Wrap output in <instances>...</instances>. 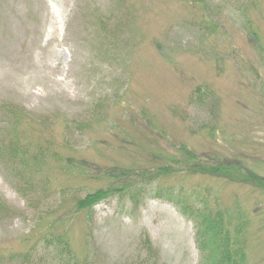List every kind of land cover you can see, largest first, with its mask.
Returning <instances> with one entry per match:
<instances>
[{"label": "rangeland", "instance_id": "obj_1", "mask_svg": "<svg viewBox=\"0 0 264 264\" xmlns=\"http://www.w3.org/2000/svg\"><path fill=\"white\" fill-rule=\"evenodd\" d=\"M197 1L0 0V202L8 208L0 210V264H19L35 241L23 238L46 210L132 180L137 186L70 223L76 251L97 264L200 263L189 206L215 196L231 206L241 183L98 178L111 165L181 156L182 144L205 159L243 158L264 174V0ZM11 128L30 144L27 155L42 158L34 176L45 185L34 193L23 194L16 176L21 153L5 157ZM69 156L102 168L70 184ZM250 201L249 213L259 206ZM261 236L264 218L248 232L250 264H264ZM48 252L38 242L32 264H51Z\"/></svg>", "mask_w": 264, "mask_h": 264}, {"label": "trees", "instance_id": "obj_2", "mask_svg": "<svg viewBox=\"0 0 264 264\" xmlns=\"http://www.w3.org/2000/svg\"><path fill=\"white\" fill-rule=\"evenodd\" d=\"M192 1L198 3L197 0ZM207 26L217 28L218 23H212L208 19ZM253 34L255 35V33ZM260 53L264 54V49ZM15 115L14 118L18 122L19 117L16 113ZM11 118L14 119L13 115H11ZM26 146H30V144H27L18 135L17 130L15 131L14 128H11L10 144L4 147V152L6 153L5 157L11 160L15 158L18 152L21 153L22 160H16L21 164L20 168L23 167V172L22 170L18 172L20 168L17 169L18 173H16V176L20 177L18 179L22 180L26 185L22 190L23 194L34 193L42 182V185H45V181H40L36 179L37 176H34L37 174V164L42 158L39 159L33 154L27 155ZM177 149L182 153L181 156L177 151L172 155L165 153L162 156H158V158L152 159V162L145 167L138 169L124 167L122 169V167L118 168L117 165H111V167H105L106 170L98 178H106L114 182L118 178H135L132 176L135 175L140 176V178H148L149 180L156 178L155 182H158L162 178L186 174L210 178L219 177L218 179L241 183V187H245L241 193L242 196L239 197L237 194L231 206L220 204L218 202L221 200L219 196L214 197L215 202L213 203L204 201L202 198L201 200L199 199L202 204H200L198 209L191 205L189 206L191 212L187 213V216L195 222V237L200 252L199 264H250L248 232L251 225L260 223L264 218V199L262 200L264 197V174L255 167L248 165L243 158L223 155L205 159L184 144L177 147ZM150 159H146L145 162ZM66 164L68 165L66 175H74V178H68L71 181L70 184L75 183L79 178H84L94 173L97 174L96 170L102 168L73 156L68 157ZM16 165L18 166V163ZM31 165L35 166L30 167ZM113 168L114 170L111 171ZM25 171L26 173L24 174ZM27 173H31L33 176L25 178L26 176L24 175ZM137 184L134 180L127 181V183H109L105 189H93L84 196L71 197L70 206L66 211H63L61 204L59 209L54 210L55 206H53L54 208L51 207L46 210L50 211L51 215L56 213V216L45 213L38 217L33 234L26 235L23 238L24 243L27 244H30L34 238L35 241L26 250L20 252L21 257L19 260L21 261L18 260L19 264H32V253L35 252L38 242L41 241H43L47 251H49L46 256L49 257V253L53 254V256H50L51 264H97L91 255L81 256L76 251L70 223L75 222L78 218L81 220V217L90 216L94 212V206L114 192H127L132 187L137 186ZM128 198L134 202L139 201L136 194ZM250 200L253 201L254 207L258 202L259 206L255 211H250L249 213L248 211L252 209ZM211 204L213 205L210 206ZM7 209L6 205L1 201L0 210L4 212ZM67 223L68 226H66ZM259 240L261 246H263V236ZM83 241L85 242L84 238ZM82 247H85V245L82 244ZM42 259L40 258V261Z\"/></svg>", "mask_w": 264, "mask_h": 264}]
</instances>
